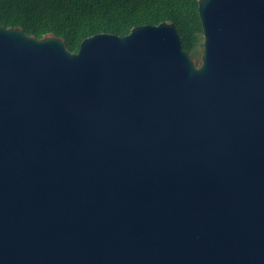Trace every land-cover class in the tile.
Listing matches in <instances>:
<instances>
[{
    "label": "water",
    "instance_id": "1",
    "mask_svg": "<svg viewBox=\"0 0 264 264\" xmlns=\"http://www.w3.org/2000/svg\"><path fill=\"white\" fill-rule=\"evenodd\" d=\"M70 52L0 26V264H264V0Z\"/></svg>",
    "mask_w": 264,
    "mask_h": 264
},
{
    "label": "trees",
    "instance_id": "2",
    "mask_svg": "<svg viewBox=\"0 0 264 264\" xmlns=\"http://www.w3.org/2000/svg\"><path fill=\"white\" fill-rule=\"evenodd\" d=\"M161 22L174 24L190 57L198 54L197 0H0L1 27H20L36 39L54 34L70 52L97 34L124 37L135 27Z\"/></svg>",
    "mask_w": 264,
    "mask_h": 264
},
{
    "label": "rangeland",
    "instance_id": "3",
    "mask_svg": "<svg viewBox=\"0 0 264 264\" xmlns=\"http://www.w3.org/2000/svg\"><path fill=\"white\" fill-rule=\"evenodd\" d=\"M201 54V47L198 48V54L193 57V59L196 61V64L199 65V56Z\"/></svg>",
    "mask_w": 264,
    "mask_h": 264
}]
</instances>
